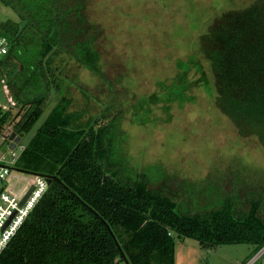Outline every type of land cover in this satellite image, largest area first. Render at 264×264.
I'll list each match as a JSON object with an SVG mask.
<instances>
[{"label":"trees","instance_id":"1","mask_svg":"<svg viewBox=\"0 0 264 264\" xmlns=\"http://www.w3.org/2000/svg\"><path fill=\"white\" fill-rule=\"evenodd\" d=\"M88 2L0 0L17 17L1 23L11 48L0 68L8 67L17 106L28 108L17 121L0 111L5 140L29 134L60 92V56L101 73ZM201 52L212 66L217 108L240 137H256L264 149V0L217 16ZM70 106L61 97L18 161V169L55 179L0 264H176V241L184 239L206 249L247 244L253 256L264 249V178L231 169L230 179L225 172L196 182L161 164L141 169L126 151L123 113L84 124Z\"/></svg>","mask_w":264,"mask_h":264},{"label":"rangeland","instance_id":"2","mask_svg":"<svg viewBox=\"0 0 264 264\" xmlns=\"http://www.w3.org/2000/svg\"><path fill=\"white\" fill-rule=\"evenodd\" d=\"M254 1L89 0L87 13L98 30L102 71L93 73L60 56L55 64L60 92L51 93L23 144L27 146L65 96L71 102L69 112L81 114L84 124L102 115L124 114L122 128L133 166L161 164L196 182L225 172L230 179L231 169H241L243 177L249 173L253 181L264 178V149L256 137H240L217 108L212 66L201 52V38L217 16ZM8 20L17 17L0 3V27ZM7 69L0 68V111L17 121L28 108L17 106L11 97ZM253 253L247 244L206 249L184 239L176 241L175 262L264 264V249Z\"/></svg>","mask_w":264,"mask_h":264},{"label":"built area","instance_id":"3","mask_svg":"<svg viewBox=\"0 0 264 264\" xmlns=\"http://www.w3.org/2000/svg\"><path fill=\"white\" fill-rule=\"evenodd\" d=\"M10 48V38L0 35V65ZM12 142L10 137L7 140L2 138L0 142V258L49 188L43 175L17 171L20 154L25 151L26 145L21 140L12 150ZM31 188H34L32 193L22 205Z\"/></svg>","mask_w":264,"mask_h":264},{"label":"water","instance_id":"4","mask_svg":"<svg viewBox=\"0 0 264 264\" xmlns=\"http://www.w3.org/2000/svg\"><path fill=\"white\" fill-rule=\"evenodd\" d=\"M10 140L13 141L11 146H10L11 149L13 150L16 147V144L21 142L22 138L20 136H17L16 133H12L10 135ZM17 171L25 172V173H29V174H35V173H30V172L23 171L21 169H17ZM37 175H40V174H37ZM44 177H46L49 186L51 185L52 181L55 179L54 177H50V176H44ZM33 189L34 188H31L30 191L28 192V194L24 197V199L22 200V205L26 202V200L28 199V197L32 193ZM109 230H110V228H109ZM111 234H112L114 240L116 241V239H115V237H114L112 232H111ZM124 263L125 264H129V262L127 260H124Z\"/></svg>","mask_w":264,"mask_h":264}]
</instances>
